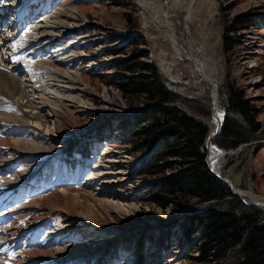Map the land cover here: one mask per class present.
I'll use <instances>...</instances> for the list:
<instances>
[{
	"label": "rangeland",
	"instance_id": "obj_1",
	"mask_svg": "<svg viewBox=\"0 0 264 264\" xmlns=\"http://www.w3.org/2000/svg\"><path fill=\"white\" fill-rule=\"evenodd\" d=\"M64 1L62 8L65 11L59 20L64 18L65 21L58 24H66L69 18V21L72 20L69 23L74 26L73 32L75 33L67 39H71L72 42L78 40L80 48H74L72 52L85 56L86 60L78 61L82 63L78 65L81 74L70 72L58 74L66 79V82L60 79L63 81L60 83H66V90L63 94L53 95L56 100L50 104L56 105L55 108L58 109L55 118H48L49 112L45 116H33L31 111L28 112L32 115L31 117L41 121L38 123L33 119L28 120V129L33 128L31 124L39 127L36 128L37 132L33 130V138L38 136V139L28 138L29 141H39V136L42 134L55 138L48 141L46 147L38 153H50L51 145L59 149L58 145L62 138L70 139L83 135L100 122L110 121L118 124L119 120H130V122L134 120L133 116L139 112L136 111L146 108L147 103L142 97L130 99L124 96V92L117 85L118 74L108 62L119 58H138L139 61L154 66L168 90L176 95L172 105L204 123L207 126V135L213 134L215 116L211 115L213 86L209 84L214 85L217 90L218 107L221 111L225 108V90L230 86L228 84L233 83L234 88L243 93L242 98L247 100L251 107V119L256 127L251 133L246 131V140L237 143L234 147L222 148L212 140L211 148L213 146L212 150H220L223 155L220 168L223 180L229 182L235 192L243 193L241 195L244 196V198L233 196L229 189L218 181L227 189L231 198H239L243 204L249 206L252 205L248 203L249 200L244 195L246 192L252 197L254 195L264 199V143L257 146L255 144L264 139V0H179L177 3L170 2L172 7L169 9V21L173 27L175 42L180 45L177 47L183 49V54L177 53L175 51L177 47H173L169 42V33L163 18L168 5L167 0ZM192 3H194L193 7L190 6ZM235 21L238 22L235 24ZM76 34H79L78 37L76 36L77 39L74 38ZM225 37L228 39L225 40ZM227 40H232L231 44L226 45ZM123 44L126 46L123 53H113V49ZM136 50L138 51L135 52ZM190 59L197 62L198 71L195 63ZM46 63L49 64V62ZM99 63L104 66L103 71L95 69ZM68 76L74 80L72 83ZM4 85L7 89V84L4 83ZM7 95L11 97L8 92ZM24 106H27L25 108L28 110H35L31 103L22 107ZM7 109L0 111V127L9 121H14L8 117L14 113L17 114L15 108L9 106ZM213 112L215 113V109L212 110ZM237 121L243 124L238 117ZM19 123L18 125H21ZM54 127H56L55 131ZM17 128L19 127H15ZM123 140H112L108 147L109 151L107 150L109 157L105 159V162L102 155L92 157L93 170L106 168V166H100L104 163L107 166L110 164L114 166L111 171L113 172L112 181H105L99 186H107L108 189L113 187L116 195L107 191L98 194L99 190H94L96 186L82 189V191H88L87 194L72 191L65 195V192H61L62 195H58L67 199L69 203L64 199L60 200L57 206L60 207L54 212L60 213L61 219H66L65 213L70 210L72 215L80 218L93 229H89L91 232H96L97 235L94 234L95 238L92 240L90 239L93 235L89 233L90 243L86 245L88 251H91V248H102L100 247L102 241L110 243L124 236V238H132V249L135 252L138 250L139 243L143 242V246H139L140 252L146 247L143 240L153 239L156 243L154 246V243L148 242V247H146L148 253L152 247H158L157 243H159L161 248L156 254L161 257L159 261L155 260V264H215L208 260L198 262L192 256L182 258L185 251H190L192 244L190 242L180 243L174 227L180 229L181 225L187 226L186 216L217 201L197 203L191 200L187 207L184 206L185 209L179 210L180 208L173 206L170 201L163 199L160 195L155 196L156 194L154 195L146 188L147 181L154 179L141 177V179L133 180V175H131L135 162L139 161L144 154L142 155L139 151L133 152L131 145L122 144ZM5 143L9 144L10 141L7 140ZM11 143L23 151L40 149L39 146L26 142L12 141ZM16 143L28 146L23 147ZM104 144V142L98 144L95 141L94 151L97 153L98 147ZM205 144L204 140V164L210 173V147L207 148ZM224 152H227L226 156ZM207 156L208 164L206 163ZM178 168L175 166L174 170L167 171L166 174H176ZM75 195H78V199L73 200L72 197ZM224 199L230 198L225 197ZM108 203L116 209L111 210ZM119 207L134 213L133 222L128 223V219L119 214ZM255 208L264 213V208ZM87 217L91 223L86 222ZM94 220H97L96 225L92 224ZM102 233L115 234V236L103 237ZM97 241L101 242L94 243ZM128 242L129 240L125 239L122 243ZM72 249L80 248L72 246ZM108 249L112 247L108 246ZM43 251L40 250L34 255L39 256ZM140 252L139 256L136 253V260L145 261V256ZM154 253L155 251H152V254ZM192 255L197 256V250H194ZM132 256L135 259V253L128 254V259Z\"/></svg>",
	"mask_w": 264,
	"mask_h": 264
},
{
	"label": "trees",
	"instance_id": "obj_2",
	"mask_svg": "<svg viewBox=\"0 0 264 264\" xmlns=\"http://www.w3.org/2000/svg\"><path fill=\"white\" fill-rule=\"evenodd\" d=\"M227 41L226 45L232 42ZM125 49L126 46H121L112 51L123 53ZM108 63L118 74L117 85L124 96L142 97L147 103L146 108L136 111L139 112L133 116L131 126L123 132L126 138L122 144L144 154L134 171V179H154L147 183V190L179 210L185 209L191 200L217 201L186 216L188 224L183 232L192 246L182 258L192 256L198 262L208 260L215 264H264V213L243 204L239 198H231L227 189L207 171L204 164L207 126L172 105L176 95L168 90L152 64L138 58H119ZM228 85L224 119L213 139L222 148L244 142L246 131L251 133L256 127L243 93L233 83ZM175 166L179 167L176 174L167 175ZM194 250L198 252L195 257Z\"/></svg>",
	"mask_w": 264,
	"mask_h": 264
},
{
	"label": "bare ground",
	"instance_id": "obj_3",
	"mask_svg": "<svg viewBox=\"0 0 264 264\" xmlns=\"http://www.w3.org/2000/svg\"><path fill=\"white\" fill-rule=\"evenodd\" d=\"M167 1L166 2L168 3V5L166 7V10L163 13V18H164L166 30L169 33V38H170L169 42L173 47L176 48L178 43L175 42L173 27L169 21L170 20L169 19V9L172 7V4H169V3L170 2L171 3H175V2L177 3L179 0H167ZM193 4L194 3H192L190 6L193 7ZM192 7H191V9H192ZM61 9L62 10L57 9L53 12L48 13L42 19V21L39 22V24L34 25L30 28V33H28L26 31L25 32V36H27L26 44L30 41L41 39V41H39L40 44L37 43L38 46L36 47V48H41L44 45L48 44L49 42L57 39L61 34L70 33V31H72V29L74 27L73 25H71L69 23L72 21V20L69 21L70 18L68 19L66 24H62V25L58 24L59 22L65 21L64 18L59 20V18H61L60 16L63 15L62 13H64V11H65L64 8H61ZM70 11H71V9H70ZM67 26H69V27H67ZM67 46H68V44H66L65 47L61 48L60 55L50 57V62H51L50 65L46 64L42 61L29 63L27 66H25L26 70L28 71V74H22L21 77L16 76V73L19 71L20 62H18V61L15 62V59H13L11 62L7 63L6 58L10 55L11 52H5V54L3 55L2 52L0 51V91H1L0 92V105H6L7 108L9 106L13 107V108H15V111L17 113V114L14 113L8 117V119H12L14 121H9V123H6L2 127L5 126V127L15 129V127L21 126V127L25 128V127H28V124H29L28 120L29 119H31V120L33 119V120H35V122L38 121V123H41V121L35 119L34 117H31L32 115H30V113H32L33 116H45L49 112L50 115L48 116V118H55V116L58 114V109L55 108L56 105L50 104L51 102L56 100L53 97V95L63 94L64 90H66V83H60L63 81L66 82V79L61 78V76H59L58 74H60V73L64 74L66 72H70L71 74H78V75L81 74L79 72L78 66H76V63H77V61L84 59V56H80V55L73 53L71 50L72 47L67 48ZM178 46H180V45H178ZM175 51L177 53H181V54L184 53L183 49H181L180 47H177L175 49ZM191 61H193L195 63L196 70L198 71L199 67H198L197 62H195L194 60H191ZM13 62H15V63L13 64ZM198 63H199V61H198ZM10 68H16L15 72H10ZM12 79H14V80H12ZM60 79H63V81ZM68 79L70 80L71 83H72V81H74V80L70 79V77ZM76 79L78 81H80L79 78H76ZM4 83L7 84V89H5ZM52 83H53V85H50ZM207 84H209V81H207ZM209 85L213 86L211 94L213 95V102H214L213 103V111L215 109V113L214 112L212 113V115H215L214 119H213V129L215 130V129H218L219 124H221L223 122L222 111L218 107L217 90H216L215 86L212 85L211 83ZM70 91H72V90H70ZM74 91L77 92V90H74ZM7 92H8V94L11 95V97H9L8 95L6 96ZM14 93H16V94L13 95ZM12 96H14V97L12 98ZM63 96H65V95H63ZM51 97H53V98H51ZM72 101H75V100H72ZM25 102H27V103H25ZM21 103H23V105L31 103V105L35 108V110H32V109L28 110V109H26L27 106L22 107L23 105ZM29 111H31V112L28 113ZM18 123L21 125H18ZM59 125H60V123H59ZM98 125H100V129L97 132L95 131L97 126L95 128H91V130L82 139L89 141L91 139V137H93V136H100V135H108L109 134L110 125L107 122H100ZM32 126H33V128L28 129V130L30 132H33V130L35 132H37V129L39 127L37 125L31 124V127ZM221 126H222V124H221ZM107 129H109V131H106ZM16 130L21 133L20 127L17 128ZM55 130H56V127H54V131ZM211 135H212V133H211ZM39 137H40V140L37 142L29 141V139L27 137L26 138L22 137L19 139L5 138V139H0V141H2V142H6L7 140L10 141L9 144H7V143H4V144L7 145L9 150H11V149L13 150L14 154L13 153L12 154L14 155V159H18L22 156H25L28 158L27 162L31 164L30 168H32L33 166H35V164L39 163V162H36V160L39 156H43V158L48 157V153L42 154V153H38V152H40V150L42 148L46 147V144L48 143V141L55 139V138H52V136L49 137V135L47 137L45 134L44 135L42 134ZM214 138L215 137L210 138L206 143L207 148L210 147V160H209V166L210 167L209 168L214 175H216L217 177H221L223 179V177L220 173L223 155H222L220 150L219 151H215V149L212 150L213 146L211 148V141ZM37 139H38V136H35L33 138V140H37ZM83 140L80 142L81 144H84L87 142V141H83ZM12 141L30 143V144L36 145L37 147L39 146L40 149L38 151H30V150L29 151H23V150H20L18 147H16V145L14 143H11ZM16 144L20 145V146L23 145V147L28 146L26 144L24 145L23 143H16ZM74 145H75V140H72V142L70 143L69 146L73 147ZM64 147L65 146H63L61 148V152L64 151V149H65ZM70 147H68V148L70 149ZM50 148L53 149V150L51 149L52 151L50 150V153H54V152H57L59 150L57 147H54L52 145ZM107 150L108 149L105 148V150L102 153L103 154L102 158H103L104 162H105V159L107 157H109ZM77 152L81 153V154L87 153V151H85L83 148H81L79 144H78ZM224 153H225L224 155L226 156L227 152H224ZM104 164L100 165V166H106V168H103L102 170L95 169V170H93V172L90 173V175L88 177L84 178V182L89 181L90 183H93V185H96L94 190H101L98 192V194H100L101 192L105 193V191H107L108 193L113 192V187L108 189L107 186L106 187L99 186V185H103V182H105V181L111 182L112 178H113V176H111V174L113 172H111V171H112L114 166H112L111 164H110V166H107ZM207 164H208V156H207ZM38 169L39 168L35 169L32 172H29L27 170V171L22 173V171H20V172L15 173L14 175H11V177L5 178L4 180L9 181V182H18V181H20V179H24L28 175L36 172ZM109 179H111V180H109ZM225 182H227V181L225 180ZM227 183L232 187V185L229 182H227ZM72 191H74V192L78 191L81 194H87V192H88V191L79 190L76 187L57 189L49 195L43 196V197L37 199L36 201H32L30 204H28V206H30L31 208H34V207H38L41 209L43 208V209H45L44 211H54V210H56V208L60 207V206L57 207L60 203V200L64 199V198L60 197V195H58V194H61V192H65V195H67L69 193H72ZM233 191H234V189H233ZM54 193H57V194H54ZM111 194L114 195L115 193L113 192ZM241 194H243V193H241ZM78 195H75L74 197H72V199L73 200L78 199ZM244 195L246 196V198L249 201L252 200V202L257 203L260 205V207L264 208V199L255 197L254 195L252 197L250 195V193L248 194L247 192ZM50 196H52V197H50ZM242 197L244 198V196H242ZM45 198H48V199H45ZM64 200L67 203H69L67 201V199H64ZM65 201H62V202H65ZM40 202H42V204H40ZM46 206H48V207H46ZM108 206L111 210L116 209V207L110 203H108ZM81 210H83V209H81ZM118 211H119V214L121 216H124L128 219V223L133 222V215H134L133 212L130 213V212L124 210L122 207H119ZM85 213H86V215L88 214L87 208H86ZM65 215H66L67 221H69L68 222L69 224L66 223L65 226L76 227V228L82 227L83 229L89 231V233H92L93 236L91 237L90 240L95 238L94 234L97 235L96 232H91L90 230H93V229H91L85 222H82V220L80 218L72 215L70 210L66 211ZM96 221L97 220H94V222H92V224L94 223V225H96V223H95ZM86 222L91 223L89 220V217L86 218ZM102 236L106 237V234L102 233ZM125 239L129 240V242L128 243H122L123 240H125ZM144 245H145V243H144ZM108 246L112 247V249H108ZM139 246L142 247L143 242H142V244L141 243L138 244V250L135 252V250L132 249L133 248L132 238L128 239V237L124 238V236H120L119 238L116 239V241H111L110 243H105V245H103V246L100 245V247H102V248H99V249H95V248L92 249L91 248L90 250L94 253L93 257H95V255H97V257L94 259V262L97 260H100V259L110 260L116 255L122 257L127 253H129V254L135 253V261L136 262L134 264H143V263H145V261H142L140 259H139V261L136 260V253L139 256V252H140ZM102 249H104V251L102 253H100V251ZM70 251L77 252L78 249H72V246H68L65 249L64 248H58L55 250H44L40 256H47L48 254H51L54 257L62 258L67 253H69ZM30 253H32V252H30ZM128 260H129L128 256H126V258H124L123 261L125 262ZM151 264H154V263H151Z\"/></svg>",
	"mask_w": 264,
	"mask_h": 264
},
{
	"label": "water",
	"instance_id": "obj_4",
	"mask_svg": "<svg viewBox=\"0 0 264 264\" xmlns=\"http://www.w3.org/2000/svg\"><path fill=\"white\" fill-rule=\"evenodd\" d=\"M213 103L214 102H212V106H213ZM212 110H213V107H212ZM212 110H211V115H212ZM222 119H224V112L222 111ZM222 124V123H221ZM221 124H219V128L218 129H215L214 131H213V134L211 135H207V137H206V139H205V143H207V141L210 139V138H213V137H215L217 134H218V132H219V130H220V127H221ZM262 143H264V139L262 140V141H258V142H256L255 144H256V146L257 145H259V144H262ZM206 163H207V160H206ZM210 173H211V175L217 180V181H219L221 184H223L225 187H227L228 189H229V191L231 192V194L233 195V196H235V197H240V198H242V195L240 194V193H238V192H235V191H233V188L227 183V182H225V180H223L221 177H217L216 175H214L212 172H211V170H210ZM250 205H252V206H255V207H260V205L259 204H257V203H254V202H252L251 200L248 202ZM261 208V207H260Z\"/></svg>",
	"mask_w": 264,
	"mask_h": 264
},
{
	"label": "snow or ice",
	"instance_id": "obj_5",
	"mask_svg": "<svg viewBox=\"0 0 264 264\" xmlns=\"http://www.w3.org/2000/svg\"><path fill=\"white\" fill-rule=\"evenodd\" d=\"M7 110H12V109H7Z\"/></svg>",
	"mask_w": 264,
	"mask_h": 264
}]
</instances>
